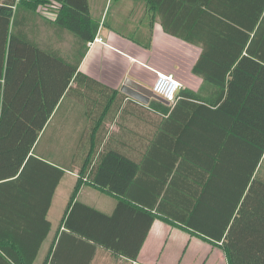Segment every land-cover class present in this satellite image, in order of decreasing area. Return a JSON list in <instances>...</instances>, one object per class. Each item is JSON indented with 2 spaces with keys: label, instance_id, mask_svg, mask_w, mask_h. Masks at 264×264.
I'll return each mask as SVG.
<instances>
[{
  "label": "trees",
  "instance_id": "1",
  "mask_svg": "<svg viewBox=\"0 0 264 264\" xmlns=\"http://www.w3.org/2000/svg\"><path fill=\"white\" fill-rule=\"evenodd\" d=\"M145 1L159 9L171 4L178 17L189 12L194 22L187 33L164 30L200 47L192 72L202 84L196 93L181 95L179 89L176 94L175 99L196 103L176 135L175 153L145 154L138 163L114 148L104 151L105 142L93 138L108 110L126 95L78 70L83 51L74 61L66 59L58 49L41 45L31 26L35 15L42 17L36 11L39 5H55L50 19L54 32H70L80 49L94 39L101 23L92 17L89 1L0 0L1 259L32 264L50 229L47 212L64 169L41 155L38 143L68 88L65 96L82 89L81 98L106 104L93 120L92 138L82 144L85 156L74 155L67 165L77 164L79 177L64 227L133 260L138 255L141 240L129 252L90 233L87 220L73 224L75 212L85 219L88 213L114 218L75 200L85 179L142 215L143 238L161 219L223 249L230 264H264V0ZM73 74L75 84L68 87ZM154 103L167 112L156 99L148 106ZM189 136L195 139L185 143ZM157 145L153 139L145 147L149 152L159 149Z\"/></svg>",
  "mask_w": 264,
  "mask_h": 264
},
{
  "label": "crops",
  "instance_id": "2",
  "mask_svg": "<svg viewBox=\"0 0 264 264\" xmlns=\"http://www.w3.org/2000/svg\"><path fill=\"white\" fill-rule=\"evenodd\" d=\"M88 1L92 17L101 20L96 35L101 41L87 42L78 49L73 34L63 30L57 34L54 32L56 27L51 20L56 6L42 4L36 11L43 18L35 15L31 20L41 45L52 46L64 58L73 61L83 51L78 70L120 92L126 78L152 90L158 71L171 73L181 82V95L186 91L196 93L201 88L202 78L192 72L200 47L164 30V27H168L181 33L188 32L194 22L189 12L178 17V9L173 5L159 9L158 4L151 5L145 0H116L113 4H110V0ZM73 78L74 74L68 87L75 84ZM67 90L58 100L39 138V153L50 161L57 160L64 174L47 212L50 229L32 264H230L223 249L161 219L153 222L143 238L142 215L136 209L119 204L122 198L100 190L85 179H82L75 200L108 216L114 214V218L107 221L88 213L85 219L83 214L75 212L71 214L73 224H85L83 220H87L90 233L109 243H116L120 249L129 252L135 251L141 240L138 255L133 260L64 227L63 220L73 204L67 207L69 197L79 177V166L67 165L72 164V156H85L82 144L92 138L90 128L94 125L93 120L100 117L106 104L95 98L93 101L81 98L82 89L65 96ZM124 94L126 98L119 106L108 110L102 128L93 136L101 139V145L105 142L108 146L104 151L114 148L122 155L135 157L138 163L145 154L161 156L175 153L173 146L176 135L191 116L196 101L178 98L166 103L156 99L168 107L166 112L156 103L151 108L148 106L154 98L142 102ZM153 139L159 141V149L148 152L145 145ZM191 139L195 137L185 138V143ZM200 139L207 140L209 137L201 136ZM79 143L80 147L77 148ZM262 173L264 175V169ZM120 185L127 184L121 181ZM242 231L246 234L256 233L249 229ZM191 244L194 246L190 251ZM0 264L12 263L0 258Z\"/></svg>",
  "mask_w": 264,
  "mask_h": 264
},
{
  "label": "built area",
  "instance_id": "3",
  "mask_svg": "<svg viewBox=\"0 0 264 264\" xmlns=\"http://www.w3.org/2000/svg\"><path fill=\"white\" fill-rule=\"evenodd\" d=\"M94 41H101V38L95 36L88 44H92ZM181 87V82L173 74L158 71L152 86V91L170 102L175 100L176 94Z\"/></svg>",
  "mask_w": 264,
  "mask_h": 264
},
{
  "label": "water",
  "instance_id": "4",
  "mask_svg": "<svg viewBox=\"0 0 264 264\" xmlns=\"http://www.w3.org/2000/svg\"><path fill=\"white\" fill-rule=\"evenodd\" d=\"M121 91L142 102H147L148 99L154 98L167 103L165 99L155 94L151 89L143 86L142 84L138 83L137 81L131 78H126L124 80L123 85L121 87Z\"/></svg>",
  "mask_w": 264,
  "mask_h": 264
},
{
  "label": "rangeland",
  "instance_id": "5",
  "mask_svg": "<svg viewBox=\"0 0 264 264\" xmlns=\"http://www.w3.org/2000/svg\"><path fill=\"white\" fill-rule=\"evenodd\" d=\"M192 246H194V244H191L188 250L191 251ZM194 249H195V248H194Z\"/></svg>",
  "mask_w": 264,
  "mask_h": 264
}]
</instances>
